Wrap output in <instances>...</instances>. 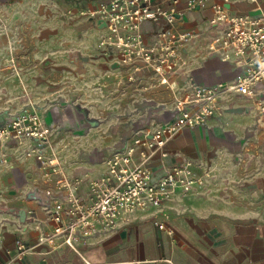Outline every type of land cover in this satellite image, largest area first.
Returning a JSON list of instances; mask_svg holds the SVG:
<instances>
[{"label":"crops","instance_id":"1","mask_svg":"<svg viewBox=\"0 0 264 264\" xmlns=\"http://www.w3.org/2000/svg\"><path fill=\"white\" fill-rule=\"evenodd\" d=\"M103 1L0 0V124L38 112L52 128L41 151L56 154L60 163L59 173H47L32 137L0 140V264H22L19 239L29 243L31 264H264L259 89L254 95L222 94L207 124L169 138L166 157L146 149L153 180L192 160L197 181L190 190L176 188L160 205L134 212L128 224L114 231L101 228L72 246L39 241L52 229L50 209L31 192L64 198L58 179L80 177L79 192L87 201L90 181L106 174L113 151L172 121L176 101L190 98L196 86L232 80L244 70L240 57L225 60L222 51L210 47L222 28L210 23L215 0L186 11L171 27L191 36L178 47L185 64L168 83L142 59L125 63L118 50L99 48L107 28L80 11ZM228 7L234 14H264V0H231ZM165 24L142 23L148 46L163 40L159 33ZM136 159L141 160L139 152ZM12 209H25L26 220Z\"/></svg>","mask_w":264,"mask_h":264},{"label":"built area","instance_id":"2","mask_svg":"<svg viewBox=\"0 0 264 264\" xmlns=\"http://www.w3.org/2000/svg\"><path fill=\"white\" fill-rule=\"evenodd\" d=\"M207 0H187L179 8L181 0H106L95 9L81 10V15L97 25L105 23L108 33L98 43L105 53L118 50L125 63L142 59L145 67L159 76L161 83L169 82V75L181 70L185 61L178 47L191 36L190 32H171V27L186 11L201 7ZM256 1V0H251ZM231 0H215L212 25H220L221 33L215 35L211 49L224 53V59L241 58L244 70L234 79L212 85H198L190 98H180L175 103V118L145 136H136L133 143L115 150L107 158V172L89 183L87 201L79 188L83 179L62 177L57 188L64 198H52L49 207L52 229L39 236L40 242L51 247L74 245L90 237L101 228L114 231L128 224L132 214L158 206L171 197L176 188L188 191L196 179L194 163L185 159L168 167L163 175L153 180V171L146 164V149H158L166 157L165 148L175 133L197 125L207 124L217 114L220 96L228 91L254 95L258 112L264 116V14H234L228 4ZM165 20L159 35L163 40L148 46L141 32L144 21ZM262 85V86H260ZM38 112H25L10 117L0 124V140L15 137L36 139L33 151L47 173L60 172L58 156H46L41 148L50 140L52 128L44 124ZM141 160L136 159V153ZM4 161H7L6 157ZM202 182L201 180H199ZM162 227V225H160ZM17 260L31 264L28 259L29 243L17 240Z\"/></svg>","mask_w":264,"mask_h":264},{"label":"water","instance_id":"3","mask_svg":"<svg viewBox=\"0 0 264 264\" xmlns=\"http://www.w3.org/2000/svg\"><path fill=\"white\" fill-rule=\"evenodd\" d=\"M100 26L104 27L105 23L100 22ZM30 196L37 198L38 200L41 201V203L45 204L46 206L50 207L51 205V195H45L43 196L42 193L39 191V189L34 190L33 192L30 193ZM12 212L17 214L20 217L21 221H25L27 218V212L25 209H12Z\"/></svg>","mask_w":264,"mask_h":264},{"label":"rangeland","instance_id":"4","mask_svg":"<svg viewBox=\"0 0 264 264\" xmlns=\"http://www.w3.org/2000/svg\"><path fill=\"white\" fill-rule=\"evenodd\" d=\"M107 160V159H106Z\"/></svg>","mask_w":264,"mask_h":264}]
</instances>
